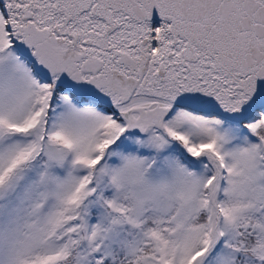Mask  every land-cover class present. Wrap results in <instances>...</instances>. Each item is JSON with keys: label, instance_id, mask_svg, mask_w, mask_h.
<instances>
[{"label": "snow or ice", "instance_id": "6c2138e0", "mask_svg": "<svg viewBox=\"0 0 264 264\" xmlns=\"http://www.w3.org/2000/svg\"><path fill=\"white\" fill-rule=\"evenodd\" d=\"M0 264H264V0H0Z\"/></svg>", "mask_w": 264, "mask_h": 264}]
</instances>
